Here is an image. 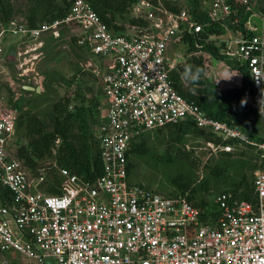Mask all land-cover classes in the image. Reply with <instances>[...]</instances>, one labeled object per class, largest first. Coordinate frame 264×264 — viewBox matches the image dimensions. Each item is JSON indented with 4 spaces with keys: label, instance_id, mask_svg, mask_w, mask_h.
I'll use <instances>...</instances> for the list:
<instances>
[{
    "label": "built area",
    "instance_id": "1",
    "mask_svg": "<svg viewBox=\"0 0 264 264\" xmlns=\"http://www.w3.org/2000/svg\"><path fill=\"white\" fill-rule=\"evenodd\" d=\"M68 2L62 20L36 28L12 20L0 33V56L5 34L18 38L15 51L29 43L18 55L32 56L33 71L25 72L23 63L16 69L22 77L28 74L23 90L32 86L42 91L38 58L43 52L38 51L47 38L60 42L64 31L70 33L87 59L83 71L92 73L106 99L99 105L103 117L97 129L103 174L86 181L55 164L62 193L46 192L47 169L33 175L13 150L19 108L0 106V264H13L17 256L51 264H264V142L209 117L183 97L173 84L177 64L170 53L172 46L185 44L187 33L206 35V42L247 69L257 94L245 95L239 105L255 107L264 117V14L259 0H205L203 21L188 8L173 12L160 0H135L131 15L146 24H126L122 33L111 30L87 0ZM213 27L224 34H210ZM189 55L203 58L210 79L213 55ZM224 66L233 75L232 87L241 90L243 74ZM215 83L221 90L229 87ZM188 120L223 141L238 140L258 150L263 167L254 179L256 205L231 192L219 193L213 216L191 203L188 194L165 197L130 182L132 144L147 132ZM208 147L216 154L235 150V144L208 142Z\"/></svg>",
    "mask_w": 264,
    "mask_h": 264
},
{
    "label": "trees",
    "instance_id": "2",
    "mask_svg": "<svg viewBox=\"0 0 264 264\" xmlns=\"http://www.w3.org/2000/svg\"><path fill=\"white\" fill-rule=\"evenodd\" d=\"M30 1L31 4L26 16L28 25L31 28L38 27L40 21L54 22L66 18L71 5L68 0ZM87 1L109 28L116 33L124 32L126 24H146L143 20L136 19L131 15V8L135 0ZM186 1L188 2L187 8L190 10V13L194 17H197L198 21H203L205 17L200 14L203 0ZM163 3L173 12H178L182 8L176 1L163 0ZM259 10L264 14V0H259ZM13 15L14 7L10 0H0L1 22L8 26L13 20ZM209 33L221 35L224 34V30L220 27H213ZM202 36L206 38V35ZM204 38L187 33L183 39L186 52L190 54L193 52L210 53L215 59L224 61L230 69L239 70L243 74V88L241 90H220L215 83L205 77L206 68L203 58L195 56H192L187 62L189 71L185 74L190 76L187 82L183 80L180 72H172L171 77L175 88L187 100L195 101L209 117L241 130L256 142H264L263 128L261 126L264 117L260 111L252 106L243 107L239 105V102L245 95L257 94V89L251 82L247 69L242 67L237 60L223 56L220 47L215 43L206 42ZM72 41L74 43V40ZM79 72L69 78L68 81L65 79L63 81L69 87H73ZM52 77L54 78L55 75ZM53 83L51 80V84H48L46 80L45 91L41 93L22 90L32 95V100L27 104V107L22 106L19 108L20 116L17 126V138L21 141L26 140L27 143L18 144L19 142L17 141L19 147L17 148L16 156L33 175L38 174V170L43 167L45 160L51 159V162H55L58 168L67 169L83 180L93 182L102 176L103 162L99 153V142L95 139L90 129L92 108L87 103L89 99L87 100L80 89H77V97L75 98L80 99L81 103L71 109L72 100L69 96L59 97L56 100H53L52 94L49 97L48 92L51 90L52 93L54 90ZM46 103L50 111L39 112V109H42ZM164 129H167L169 134L165 140V144H163L165 146L168 145V152L166 155L161 156L156 150L151 148L152 143L145 137L149 133L161 132ZM153 132L143 134L132 144L129 152V175L133 167L132 158H148L149 160L166 162L180 160L184 164L192 166L190 154L183 151L182 148L176 150L174 153H170L169 151V147L185 144L186 137L189 135L203 137L207 142L215 144H240L238 140L223 141L216 134L198 128L191 120L167 126ZM57 140H61L59 147L55 145ZM245 145L253 148L251 145ZM54 150H56V153H54ZM220 153L219 160L212 166H209L210 172L207 174V178L198 182V178L195 179L196 176L193 177L192 172L190 175L180 172L172 182L174 187L180 190V195L191 192L188 195V200L202 209L207 207V203L204 199L197 201V194L209 191L212 184L219 186L222 183H227L231 170L238 166L242 167L241 164L238 165L239 161L232 160L231 153ZM237 177V179L227 186L228 189L224 190V192H231L238 200L256 205L257 197L254 181L249 182L245 174L242 173L237 174ZM60 182L61 178L58 175L57 168L52 169L51 176L48 177L44 190L50 194H60L62 193L58 188ZM217 209V205L215 204L213 216L218 214Z\"/></svg>",
    "mask_w": 264,
    "mask_h": 264
},
{
    "label": "rangeland",
    "instance_id": "3",
    "mask_svg": "<svg viewBox=\"0 0 264 264\" xmlns=\"http://www.w3.org/2000/svg\"><path fill=\"white\" fill-rule=\"evenodd\" d=\"M163 3V0H160ZM166 1H176L180 4V7L187 8L188 2L186 0H166ZM12 6L14 7V15L12 16L13 21L16 22H27L28 19V9L31 4L30 0H10ZM205 2V0H203ZM0 18V33L3 28H6L7 25L1 22ZM47 22V21H45ZM44 23L40 21L38 24ZM64 38L60 42L52 40L51 37L47 38L45 41V46L38 52H43V57L38 58V72L42 77L43 89L41 92L45 91V82L47 80L48 84L53 83L54 90L51 93V90L48 92L49 97H53V100H56L59 97L69 96L72 100L70 108L72 109L75 105H80L81 100L76 99V90L80 89L81 93L84 94L85 98L88 100V104L92 108V115L90 117V129L94 134L95 139L98 141L97 129L103 117V110L99 109V105L103 106L106 104V99L104 94L101 92L96 80L93 77L91 72L83 71L82 65H85L87 59L78 51L74 46L73 41L69 39L70 33L64 31ZM11 34H5L1 41L3 42V53L0 56V106L8 105L14 107H27V104L32 100V95L23 92L22 87L28 85V74L20 76V72L16 69V65L23 63V70L25 72L33 71L34 65L31 62V55H27L23 58L19 57V53L25 51L29 43L23 44L19 49L15 51L13 48L17 46L19 42L18 38H11ZM5 40L8 41L5 43ZM31 48H39L37 45L30 44ZM171 57L177 64V71L183 76V80L187 82L188 74H185L189 71L187 62L191 59L190 53L186 52L185 47L172 46L170 49ZM38 54V53H33ZM199 55V54H197ZM193 55L195 57H200ZM178 56L180 58H178ZM23 60V62L20 61ZM25 59V60H24ZM36 60V63L38 61ZM180 62V63H179ZM80 70V72H79ZM77 74V80L75 79L73 87H69L68 84L63 81L64 79L68 81L69 78ZM228 72L225 70L221 71L218 79L223 85L225 82H228V89H234L232 87V78L227 76ZM55 77L53 78L52 76ZM236 77V76H235ZM22 78L25 82L22 81ZM32 78V77H31ZM53 78V79H52ZM237 80V79H236ZM27 82V83H26ZM60 82V83H59ZM87 96V97H86ZM264 101V97L262 98ZM47 103L43 105L42 109H39V112L50 111ZM264 134V121L261 122ZM168 130L164 129L161 132H153L146 135L145 138L152 143L151 148L156 150L159 155H166L168 145L165 146V140L168 138ZM23 144L25 140H19V138L14 141L13 150L19 147L17 144ZM182 148L183 151L190 154V160L192 166L189 164L186 165L180 160H175L174 162L166 161H155L145 159H136L132 158L133 167L130 171V182L133 184L143 185L144 187L154 190L155 192L165 196V197H174L175 195H180V190L174 187L173 179L181 172L184 174H192L193 177L198 178V182L202 179L207 178V174L210 172L209 166L215 164L220 158V152L217 154L214 153L209 147L208 142L200 136L189 135L186 137V142L183 145H177L176 147H169L170 153L176 152V150ZM232 160L239 161L238 165L241 164L242 167H235L231 170L227 183H222L217 186L215 184L210 185L209 191L203 192L202 194H197V201L204 199L207 203V207L204 209L206 213L211 214L215 210L216 197L219 193L224 192L228 189L235 179H237V174H245L249 182L254 181L256 173L258 170L262 169L263 164L260 159L258 150L254 147L251 148L245 144L235 145V150L231 152ZM55 162H51V159L45 160L42 168H46L51 176L52 169H55ZM240 172H239V170ZM58 172V168H57ZM194 172V174H193ZM236 177V178H235ZM186 194L190 195L191 192ZM201 197V198H200Z\"/></svg>",
    "mask_w": 264,
    "mask_h": 264
},
{
    "label": "crops",
    "instance_id": "4",
    "mask_svg": "<svg viewBox=\"0 0 264 264\" xmlns=\"http://www.w3.org/2000/svg\"><path fill=\"white\" fill-rule=\"evenodd\" d=\"M178 47H185V44H180V45H177ZM194 53V52H193ZM207 53V52H206ZM224 62L221 61V60H217V59H214L212 62H211V78L208 79L210 80L211 82L215 83L217 80L219 82V75L221 74V71L225 70L226 72H228L227 76H229L230 78L233 77L231 71L229 69H227L226 66H224ZM205 66V65H204ZM206 68V67H205ZM206 71L207 69L205 70V74H206ZM206 77V76H205ZM216 84V83H215ZM229 83L228 82H225V85H228ZM218 86V84H216ZM221 90V89H220ZM228 90H231V89H228ZM227 89H222V91H228ZM233 90V89H232ZM247 135V134H246ZM236 145V144H235ZM13 264H51V261H46L45 263H40L39 261L35 260V259H29L27 257H24V256H17L16 258H14L13 260Z\"/></svg>",
    "mask_w": 264,
    "mask_h": 264
},
{
    "label": "water",
    "instance_id": "5",
    "mask_svg": "<svg viewBox=\"0 0 264 264\" xmlns=\"http://www.w3.org/2000/svg\"><path fill=\"white\" fill-rule=\"evenodd\" d=\"M24 90L29 91V92L41 93V88H34L32 86H26L24 87Z\"/></svg>",
    "mask_w": 264,
    "mask_h": 264
}]
</instances>
